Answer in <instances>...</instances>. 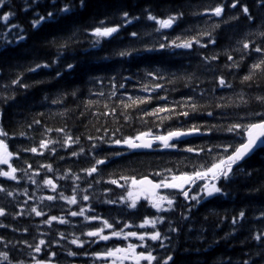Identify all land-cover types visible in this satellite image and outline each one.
I'll return each instance as SVG.
<instances>
[{"label":"trees","instance_id":"1","mask_svg":"<svg viewBox=\"0 0 264 264\" xmlns=\"http://www.w3.org/2000/svg\"><path fill=\"white\" fill-rule=\"evenodd\" d=\"M68 0H57V4L67 3ZM77 5L74 13L69 14V18L61 20L58 23L49 21L37 29H32L30 21L35 12L44 14L51 7L52 0H38V5H33L32 0H9L11 8L0 9V14L11 10L15 16L11 18L7 27L0 20V85L10 83L18 73L23 74V81L30 85L28 89L16 86L13 91L16 99L9 101L7 104H0V126L9 133L13 139L6 141L9 144V150L17 153L18 149L38 147L39 141L43 138L41 132L45 127L51 129L63 128L71 133L73 137L80 136V144L71 147H61L59 144L50 145L49 148H55V155L51 154L48 149H39L44 155H37L31 152L19 151L20 159L15 156L11 163L18 168L26 167L24 161L32 165V170L38 171L40 175L33 177L38 182L34 185L28 177L18 172L19 183L9 181L0 177V185L7 187L10 191H14V195L9 197L4 193H0V207L4 208L7 215L0 217V223L8 225L7 228H0V237L7 241H11L8 248L0 244V251H9L11 257L15 259H23L26 264H31L29 253L30 249L26 248L21 241L28 243H38L39 239H45L50 246L48 251H55L56 257L53 258L52 264H93L89 256L77 255L69 257L65 250L71 249L78 253L84 251L92 252L100 250L105 243L109 246L113 243H119L121 246L124 242L110 240L108 242L101 241L99 244H85L83 249L76 248L75 245L69 244L68 241L73 236L80 237L81 241H87L95 238H88L81 235L82 231L89 230L94 226H98V221L86 222L83 217H72L67 214L66 210H78L79 206L88 208L89 205L95 208V213L86 212V215L99 214L112 222V218L127 220L130 223H139L145 213H153L154 210L147 207V202L141 200V207L138 212H129L128 215H117L116 205H105L102 203L104 199L115 198L122 194L121 189H117L114 185L104 183L112 172H124L129 175H148L153 171H162L165 168H175L179 161L188 162L187 159L199 160V157L190 153L177 150L162 152L161 150L152 153L138 154L126 151L122 148L114 150L122 151L125 155L110 159L106 165H100L97 173L92 177L86 176L81 170L90 167L94 161L88 153L89 141L86 136L103 135V128L107 127L114 130L120 127L118 136L130 135L134 136L140 131L151 129L154 134H163L169 128H176L183 125L189 126L191 123L204 124L205 122L216 123L204 115H191L189 118L178 117L171 120H165L162 125L154 124V118L146 116L143 120L138 117L142 115V110H151L155 107L171 105L174 101H180L191 93L190 87H185L184 77L195 72L200 80L201 89L212 87V78L215 75L222 74L233 84L231 89H218L216 96L231 97L237 101V93H244L245 98L249 100L247 109L229 108L225 111L231 115L239 112L241 115L245 111L256 110L260 106L252 99L257 94L264 93V79L257 77L251 83L241 84V77L247 73L248 65L256 58V53H252L247 57L241 67L228 70L223 67L227 62L226 56L221 55L220 59L212 64L205 65L201 60V55H211L213 52L223 53L231 51L233 48L241 47L237 42L243 39H256L255 36H249V32L264 31V10L258 8L255 0H241L247 4L251 14L256 18L252 24H249L246 18L241 14L240 20L227 24L221 23V26L213 31L216 38L215 45H209L207 48H198L194 45L192 50L174 49L167 51H153L134 54L132 57L121 59L115 53L122 48H139L151 46L159 37V33L153 31L156 27L153 21L145 18L144 9L148 8L158 18H166L168 14H174L178 9L183 11V19L173 26L172 29L162 30L167 33L170 38L183 33L184 36H195L199 31H212L211 26L219 20L227 18L239 11L237 9L225 8L221 18L208 15H192L193 12H203L207 5L215 6L221 0H85L87 7L79 8V0H72ZM225 3L228 0H224ZM27 8V11L24 9ZM129 12L130 16H139V21H133L131 25L122 28L119 38L102 39L101 43L93 47L91 41L94 39L89 35L91 29L98 25L100 20H104L108 26H114L121 23V13ZM15 23L24 29L26 39L15 43L14 37L19 31L11 29V24ZM137 31L140 38H132L129 33ZM8 32V38L14 42L10 45L5 44L3 33ZM72 37L68 47L61 48L72 33ZM117 34H114L116 37ZM203 39H207L204 37ZM158 46V45H157ZM58 52L60 53L57 64L52 65L49 69H39L36 73L27 72L29 66H35L39 63H51L56 59ZM235 59H240V53L232 52ZM107 57V59H105ZM71 62L78 67L75 72L64 73L62 78H56L57 68L66 67V63ZM214 68V71L208 69ZM149 70H159L165 76V79L152 81L151 77L145 76V72ZM175 73V75H172ZM235 74V79L233 75ZM130 76V81H125V88L119 89L117 95L108 99V93L112 90L109 83V77ZM96 78H101L98 82ZM37 81L43 83L37 84ZM139 81V82H137ZM160 83L164 87L158 89L157 92L161 96H167V102L163 100L151 99L146 104L138 107L129 108L128 114L132 119L124 122L120 112L123 108L120 100L128 102V96L148 97V92L140 91L144 84ZM193 86L199 83L193 78ZM259 84V87H257ZM125 89L127 91H125ZM75 91L73 97L71 93ZM103 91L104 96L94 95L93 93ZM0 94H8L3 87H0ZM155 96L156 93H152ZM195 99L200 103H204L199 95V90L194 94ZM47 97V99H46ZM61 97V103H52L53 99ZM206 99H211L207 97ZM88 101L95 102L92 106L86 107ZM213 100V105L215 104ZM107 103L110 108H116V117H104L99 115L105 111L103 105ZM61 113L63 115H61ZM83 113V115H81ZM97 113V115H93ZM34 120H40L41 124H32ZM119 121V123H117ZM226 122V121H219ZM32 124L29 128L28 125ZM100 128V132H97ZM23 131L26 136H20ZM111 134V133H110ZM51 139H62L63 134L52 131L47 134ZM208 137H198L191 139L193 145L203 144L208 141ZM212 141L216 143L224 142L226 135H214ZM188 145L181 144L180 147ZM80 147L85 149L83 155L72 156L74 150L78 151ZM105 151L107 145L103 146ZM105 151L100 152L98 158H103ZM63 157V159H61ZM41 163L51 164L53 172H47L46 169L39 167ZM247 171L252 172V176L237 173L233 180L226 187L229 193L227 197L209 198L208 201L202 202L201 205L192 209L190 221H179L180 209L178 208L171 215L176 222L182 223L184 226L180 229L179 234H171L173 240L170 248L174 249V258L176 264H241L243 259L251 261H260L261 246L252 240V235L264 229V219H256L264 212V151L256 152L252 157L244 163ZM0 168L6 170V165H0ZM73 174L79 173L82 177L79 184L80 189L87 188L88 182L94 178L99 179V184L93 183L88 193L91 199L84 202L78 199L77 205H68L63 200L43 201L39 199L42 196L57 195L45 187L42 180L45 176L53 179L57 184V192L63 191L64 195L72 194V178L57 180L56 177L64 176L67 171ZM181 170L184 169L181 166ZM116 178V177H112ZM152 178V177H150ZM223 183V182H222ZM111 188L112 191L107 196L104 195L106 189ZM24 189H27L28 195H23ZM79 191V190H78ZM27 201V203H25ZM178 201L182 202V197H178ZM31 207L42 209L48 216L56 215L63 217L68 224L52 223L49 228L42 221L45 217H36L30 212ZM241 209L246 213L245 220L241 225L233 226L231 219ZM23 210V214L21 213ZM15 216V218H13ZM207 217V219H205ZM161 230H166V224L158 226ZM15 228L16 231H12ZM27 229V232L24 231ZM191 229V231H189ZM201 229H203L201 231ZM127 231V229H126ZM144 231V230H140ZM151 231V229H149ZM64 233L65 239L60 240L58 233ZM107 232V230H106ZM40 233H47L41 236ZM231 234V235H228ZM227 235V239H225ZM200 239H197V237ZM148 243H152L148 241ZM168 243V242H166ZM15 244V248L12 245ZM187 249V251L185 250ZM140 251V249H137ZM36 255L37 259L44 258V250L40 254L31 252ZM155 254V253H154ZM95 264H101L96 261ZM264 264V261L261 262Z\"/></svg>","mask_w":264,"mask_h":264},{"label":"snow or ice","instance_id":"2","mask_svg":"<svg viewBox=\"0 0 264 264\" xmlns=\"http://www.w3.org/2000/svg\"><path fill=\"white\" fill-rule=\"evenodd\" d=\"M27 3V0H25ZM32 4L38 5V0H32ZM255 4L261 10H264V0H255ZM239 5V11L236 14H232L227 18L219 20V22L211 26L212 31H199L195 36H184L183 33L176 35L174 38H170L169 35L162 30L172 29L175 24L183 19L184 13L181 10H177L174 14H168L166 18H158L152 11L145 8L143 11L145 13V18L148 21H153L156 27L153 31L159 33V37L151 46H145L142 49L139 48H122L118 50L115 55L121 59H126L132 57L134 54H139L141 51L153 52V51H167L174 49H184L192 50L194 45L198 48H207L209 45H215L217 43L216 38L213 36V31L221 26V23L227 24L233 21L240 20L241 14L246 18L249 24L255 21V17L251 14L247 4L241 2V0H228L227 3L224 0L215 4V6L207 5L203 12H193L192 15H208L214 16L216 18H221L222 14L225 12V8L237 9ZM11 8L9 0H0V9ZM87 7L85 0H79V8ZM77 5L68 0L67 3L57 4V0H52L51 7L47 9L44 14L35 12L32 20L30 21L32 29H37L43 24L52 21L53 23H58L61 18H69V14L74 13ZM27 11V8L24 9ZM15 13L11 10L3 12L0 14V20L5 23L7 27L9 21ZM139 16H130L129 12L123 11L121 13V23L114 26H108L104 20H100L98 25L93 27L89 33L94 39L91 41L93 47L99 45L102 39L108 38H119V33L122 28L127 25H131L133 21H139ZM18 29L14 37L15 43H19L26 39L23 34L24 29L20 25L12 23L11 29ZM75 32L72 33L64 43L60 45L61 48L68 47L71 42L72 37L75 36ZM114 34H117L114 37ZM5 44L10 45L14 41L8 38V32L3 34ZM129 35L132 38H140V34L137 31H131ZM249 36H255L256 39H243L237 43L241 45L239 48H233L231 51L213 52L211 55H201V60L203 64L209 65L214 61L220 59L221 55L226 56L227 62L224 63L223 67L228 70L239 69L243 61L252 55V53L259 54L248 65V71L241 77V84H247L251 86V83L256 80L257 77L264 79V31L249 32ZM207 37V39H203ZM158 45V46H157ZM232 52L240 53V59L237 60L232 55ZM4 55V53H0ZM60 53L58 52L56 59L52 60L51 63H39L37 62L35 66H29L26 71L30 73H36L39 69H49L52 65L57 64L59 61ZM107 59V57H105ZM77 65L71 62L66 63V67L57 68L55 77L62 78L64 73L67 72L71 74L77 69ZM209 71H214V68L208 69ZM172 75H175L173 73ZM145 76L151 77L152 81H159L165 79L163 73L159 70H149L145 72ZM193 78H195L199 83L193 86ZM235 79V74L233 75ZM99 82L101 78H96ZM111 84V91L108 93V99L111 100L112 97L117 95L119 89L125 88V81H130L132 77L130 76H120L119 80L117 76H111L108 78ZM185 87L191 88V93L188 94L184 99L180 101H174L171 105L165 103V105L155 107L150 111L147 109L142 110V115L138 118L143 120L146 116H151L154 118V124L157 126L162 125L165 120H171L173 118L184 117L189 118L191 115H204L212 120L218 121L216 123L205 122L204 124L191 123L189 126L184 127L183 125L176 128H169L163 134H154L151 129L147 131H140L134 136L123 135L118 136L117 133L120 132V127L110 130L107 127L103 128V135H88L85 137L89 141L88 153L91 155L94 163L90 167L84 168L81 171L88 177H92L94 173H97L100 165H106V163L115 157H120L125 155L124 152L114 150L116 148H126L128 151H135L141 149H153L154 144H159L163 149H172L185 153L193 154L199 157V160H188L185 163L183 160L179 161L175 168H165L162 171H153L148 175H129L124 172H112L109 174V178L104 181L108 185H114L117 189L122 190V194L111 199H104L102 201L105 205H116L117 215L126 216L129 212H138L141 207L145 205L141 204V200L147 202V207L154 210L153 213H145L143 218L139 223H130L127 220L112 218V222L109 219L104 218L102 215H86V212L95 213V208L89 205L88 208L84 206H79L78 210H66L67 214L72 217H83L84 221H98V226H94L89 230L82 231L81 235L90 239L87 241H81L80 237L73 236L72 239L68 241L69 244L75 245L76 248L83 249L84 245L87 243L89 245L99 244L101 241L108 242L115 238V241L124 242L121 246L119 243L113 242L110 246L105 243V245L97 251L88 252L87 250L83 253H78L71 249H66L65 253L69 257H75L77 255L89 256L95 264L96 261L101 262V264H176L174 258V249L170 248V244L173 240L171 234H179L180 229L184 226L180 222H176L171 215L164 214H174L177 209H180L179 221H190L192 209L201 205L202 202L208 201L209 198L227 197L229 193L225 190L228 184L233 180V177L237 173L246 175L248 177L252 176V172L247 171L244 163L246 158H250L258 151H264V93L255 95L252 99L260 106L256 110L245 111L242 115L237 112L234 116L226 112V109L236 108V109H247L249 105V100L245 98L244 93H237V101H233L231 97L227 96H216L218 89H231L233 84L228 81L224 75L218 74L212 78V87L208 89H201L199 84L204 81L200 80L196 73L193 72L188 76L184 77ZM23 74L18 73L15 78H13L10 83H4L0 85L3 87L8 94H0V104H7L9 101H14L16 99L15 93L11 91L16 86L24 89L30 87L29 84L22 82ZM139 82V81H137ZM37 84L43 83V81H37ZM164 86L158 82L151 85L144 84L140 91L148 92V97L140 96H128V102L123 99L120 100V105L123 111L120 115L123 116L124 122L128 123L132 117L128 114L127 110L129 108L138 107L141 104L148 103L151 99L163 100L167 102V96H161L157 92L158 89H162ZM259 87V84H257ZM199 90V95L204 99V103H200L195 99V93ZM125 91H127L125 89ZM152 93H156L152 96ZM94 95L104 96L103 91L93 93ZM75 97L76 92L71 93ZM210 97L211 99H206ZM47 99V97H46ZM213 100L215 104L213 105ZM62 98L58 97L53 99L52 103H61ZM93 101H88L86 107H90L94 104ZM105 111L99 113L104 117L112 116L116 117L117 109L110 108L109 104L105 103L103 105ZM3 113L0 112V115ZM61 115H63L61 113ZM83 115V113H81ZM97 115V113H93ZM226 121V122H219ZM119 123V121H117ZM32 124H41L40 120H34ZM32 124L28 127L31 128ZM56 131L57 133H62V139H51L48 137V133ZM97 132H100V128H97ZM111 133V134H110ZM20 136H26V133L21 131ZM214 135H226L227 139L222 143H216L212 141V136ZM43 137L39 141L38 147H29L18 149L17 153L9 150V144L6 142L13 139L12 136L0 126V165H6L7 169L4 170L0 168V177L6 178L9 181H16L19 183V178L17 173H23L24 176L28 177L30 182L34 185H38V182L33 177L40 175L38 171L29 170L32 169V165L26 160L24 163L26 167L18 168L11 163L14 156L16 159H20L18 152L25 151L31 152L37 155H44L39 149H48L51 154L55 155L56 149L49 148L50 145L59 144L61 147H71L72 145L80 144V136H75L67 132L63 128L51 129L45 127L41 132ZM200 136L208 137V141L203 144L193 145L192 141L188 140V137ZM176 141L177 143H174ZM180 144L188 145L185 147H180ZM107 145L108 149H113L112 151H105L103 146ZM105 151L103 158H98L100 152ZM85 149L80 147L78 151L74 150L72 156L83 155ZM63 159V157H61ZM181 166L184 169L181 170ZM40 168L46 169L47 172H53V167L51 164L41 163ZM71 176L72 184V194L69 196L64 195L63 191L57 192V184L53 182V179L47 178L45 176L42 183L45 187L57 195H47L42 196L39 199L43 201H55L57 199L63 200L68 205H77L78 199L84 202L90 201L91 197L88 194H79L80 192L88 193L89 188L93 183L99 184L101 181L99 179H93L88 182V187L80 189L77 181L82 179L79 173L73 174L70 170L65 173L64 176L56 177L57 180L67 179ZM116 177V178H112ZM152 177V178H150ZM223 182V183H222ZM79 190V191H78ZM167 190V191H164ZM112 189H106L104 195L107 196ZM0 193H4L6 196H13L14 191H10L7 187L0 185ZM23 195H28L27 189H24ZM178 197H182V202L178 201ZM27 203V201H25ZM30 212L34 213L36 217H45L47 219L43 220L42 223L46 224L49 228L52 227V223L55 221L59 224H68L69 221L63 217H58L56 215L48 216L42 209L37 207H31ZM23 214V210L21 213ZM7 213L4 208L0 207V217L6 216ZM246 213L241 209L236 215L231 219L232 225L235 227L241 225L242 221L245 220ZM15 218V216L13 217ZM207 219V217H205ZM256 219H264V212L261 213L260 217ZM166 224V230H161L158 226ZM8 225L0 223V228H7ZM127 229V231H126ZM151 229V231H149ZM107 230V232H106ZM144 230V231H140ZM203 229H201L202 231ZM12 231H16L15 228ZM27 232V229H24ZM191 231V229H189ZM41 236L47 235V233H40ZM60 240H64L65 234L58 233ZM231 235V234H228ZM197 239H200L198 236ZM227 239V235L225 237ZM252 240H254L258 245L261 246L260 261H251L250 259H243L241 264H261L264 261V229L258 231V233L252 235ZM151 241L152 243H148ZM168 242V243H166ZM18 243H23L24 246L36 254H40L42 249L44 250V258L37 259L36 255L29 253L31 264H52L53 258L56 257L55 251H48V248L52 245L49 244L45 239H39L38 243L34 245L28 243L27 241H21ZM0 244H3L5 248H8L11 241L5 240L0 237ZM15 248V244L12 245ZM137 249H140L138 251ZM187 251V249H185ZM155 253V254H154ZM0 264H26L23 259H15L11 257L9 251H0Z\"/></svg>","mask_w":264,"mask_h":264},{"label":"water","instance_id":"3","mask_svg":"<svg viewBox=\"0 0 264 264\" xmlns=\"http://www.w3.org/2000/svg\"><path fill=\"white\" fill-rule=\"evenodd\" d=\"M194 137H199V136H192V137H188L187 139L188 140H190V139H192V138H194ZM174 143H177L176 141H173ZM158 144V143H157ZM157 144H154L153 145V147L154 146H156ZM152 149H141V150H135V152L136 153H147V152H150ZM252 156V155H251ZM246 160H247V158H246Z\"/></svg>","mask_w":264,"mask_h":264}]
</instances>
